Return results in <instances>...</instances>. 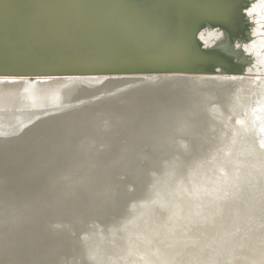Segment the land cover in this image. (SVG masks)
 Here are the masks:
<instances>
[{
	"label": "rangeland",
	"instance_id": "rangeland-1",
	"mask_svg": "<svg viewBox=\"0 0 264 264\" xmlns=\"http://www.w3.org/2000/svg\"><path fill=\"white\" fill-rule=\"evenodd\" d=\"M215 1L170 0L165 16L174 23L180 16L181 8L185 6L191 9L192 13L184 19L183 28L193 26L199 30L206 25L197 33L203 47L223 48L227 43L226 29L220 25H211L212 18L207 17L206 11L198 12L201 5L207 6L208 10L213 6L224 7L223 2L214 4ZM243 3V30L247 32L249 40L253 33L252 27L257 23L254 22L251 27L252 21L247 17V10L251 7L250 1L244 0ZM208 13L211 17L221 18L220 22L224 20L239 29L237 19L232 15L225 19L226 9L216 8ZM259 24L264 26V21ZM239 42L240 39H235L233 46ZM246 69L247 67H244V74L247 73ZM173 73L179 72L145 75L151 77L156 74L158 78H149V81H155L154 85L159 79ZM182 74L212 76L222 80L226 78L224 73ZM257 74L258 71H254L249 76H259ZM109 75L124 76L135 73L72 77ZM67 77L69 76L62 78ZM52 78L61 77L34 80L29 78L27 81L49 82ZM0 79L3 80V77ZM201 84L203 83H199L197 87L193 86L194 88L187 87L195 93L191 91L192 94L186 95L185 99L172 93L160 96L153 94L151 97L137 99L138 101L136 98L129 97L130 100L125 97L126 93L123 92L140 87L141 81L119 83L109 88L97 87L94 91L69 97L55 95L45 99H21L11 102L0 96V264H140L139 259L153 258L148 256V253L159 258L167 256L169 261L203 258L199 264H212V258L221 255L230 257L232 253L236 254L235 249L241 250L242 253L248 252L247 247L236 243L260 238V231L264 228V165L251 168L255 162L264 161V87L251 90L248 84L239 86L219 81L211 85L213 88L206 89L199 87ZM181 94L184 95L183 92L176 95ZM236 94L244 97H241L242 105L234 107L233 103L237 101L238 96ZM178 98L182 100L181 104L174 105L177 101L175 99ZM111 99H115V107L107 105ZM183 102L192 104L184 107ZM186 108L197 111L187 113ZM163 110H185L186 113L164 114L161 112ZM176 116L194 118L197 122L192 125L194 127L185 128L183 131L175 127L170 128L173 126L170 124H167L169 128L165 130L154 128L167 125L151 123L155 118L173 119ZM116 118L136 121H115ZM245 123L243 129L237 128ZM93 125L97 128L94 129ZM105 125H108V128ZM46 132H52L53 135ZM64 141L68 144L63 143ZM44 142L46 144H42ZM78 142H81V145ZM92 145L96 151H93ZM39 150L91 153L79 155L80 157L34 154ZM128 151L145 154L118 153ZM241 151H247L249 154L241 155ZM93 152H96L95 155ZM232 153L234 157L242 159L234 164V168L232 166L227 169L225 164L233 157ZM73 160L74 162L70 163ZM197 166L200 167L197 169ZM172 167H176L175 175L168 179L167 174ZM195 169L197 170L194 171ZM68 170L71 173L67 172ZM81 171L85 175H82ZM247 171L250 172L247 179L232 187L221 189L224 197L217 202L218 205L215 204V195L210 197L205 193L200 199V209L196 213L193 212L192 189L197 186V176H203L204 180H213L219 174L225 176L237 172L241 178ZM172 179L182 181L190 192L177 197L176 192H179L181 186L179 184L174 189L175 182L170 184ZM61 181L63 185L60 184ZM167 185L171 187L170 191H167L163 203L159 204V195ZM52 199L57 201L53 202ZM222 210L231 211L234 216L216 215ZM245 210L257 212L244 220L237 219L244 215L237 213ZM207 217L215 218L203 223ZM225 227L229 230L223 234V238H219L220 231ZM132 230L137 231V234L130 239L128 233ZM181 234L182 242L175 245ZM98 235L107 238V247H104L100 254H90L89 248ZM209 242L224 245L201 247ZM128 243L133 248L131 253L124 251ZM145 243H149L150 249L165 247V252H142L140 248L145 246ZM189 250H193L194 254L189 253ZM137 251L139 253H136ZM260 264H264L263 259Z\"/></svg>",
	"mask_w": 264,
	"mask_h": 264
},
{
	"label": "bare ground",
	"instance_id": "bare-ground-1",
	"mask_svg": "<svg viewBox=\"0 0 264 264\" xmlns=\"http://www.w3.org/2000/svg\"><path fill=\"white\" fill-rule=\"evenodd\" d=\"M126 1L130 2L132 4H137V6H141V7L147 6L148 9H150V6L153 7L154 5L160 4L162 2V1H155V0H126ZM249 1H250L251 7L247 10V17L249 18L250 22L252 21L251 27L253 26L254 22L257 23V24H255L254 27H252V30H253L252 32L253 33H252V37L250 36L249 40H247V38H248L247 32L245 33V30H243L244 27H245V23L243 21L244 16L241 13V8H242V6L244 4L243 3L244 0L243 1L242 0H216L214 2V4H218L220 2H223L222 4L224 5V7H222V6L214 7L213 6L211 9L208 10L207 6L201 5V6H199V11L198 12L206 11L207 14H208V17L212 18L211 25H220L224 29H226L225 31H226V36H227V43H226V45L223 48L207 49V48L203 47L202 42L200 41L197 33L203 27H205L206 25L202 26L199 30H198L197 27L188 28V30H195V32L193 34V37L189 40V42H187V45L186 46H182V47H179V46L175 45V37L178 36V34L174 30H181L182 29V21H183V19L185 18V16L187 14H191L192 13L191 9H189V8L185 9L184 8V10H183L184 13L183 14H185V15L181 16L180 19L174 24L170 23L169 20L166 19L163 16V14H157L156 13L155 16H152L151 18H149L152 12H150V10H147L146 13H148L147 14L148 16H145L144 19L148 20L150 22V23L148 22V24H151V28L150 29H152V24H154L156 26H159V27H162L161 30H164L162 32L163 36L160 37V40H157V43H153L155 46L152 45L148 49L144 48V46H143V48H140L138 46V50L134 51V53H132V51H130V50H127L126 53H124V58L125 59L129 58L130 55L133 54L137 59H142V60L154 59L155 62L164 60L161 63H154L153 62V63L144 64L143 66L134 65L133 68L134 67L135 68H152V69H158V70H160V69H163V70H166V69H179V70H181L180 72L188 73V72L196 71L195 69H197V65L199 63H201V62L206 63L207 59L205 57L203 58V56L201 54H198V50H204L208 54H210L211 57H216V58H220V59H222L224 61H228L226 63H223L220 66H217L215 68V70L213 71V73H214L213 75H216V74L218 75V74H222V73L226 74V78H224V80H222L220 78H215V77H212V76H202V75L182 74V73L170 74L169 76H166V77L161 78L158 81H156L157 83L154 84V85H153V81L154 80L153 81H149V78H151V77L152 78H158L156 76V74L152 75L151 77L149 75H145V74L124 75V76H110L109 75V76H83V77H67V78H62L61 77V78H52V79H50L49 82H47V81H43V82L42 81H38L37 83H28L27 80H29V78L16 80V81L14 79H17V78H14V79L11 78L13 80H9L8 78H6V79L3 78V80L0 79V96L3 99H5L7 101H11V102H15V101H18V100H21V99H24V100L25 99L26 100H31V99L35 100V99H38V98L45 99L46 97L48 98L50 96H55V95L56 96H68L69 97V96H72V95H75V94H78V93H87V92L94 91L97 87L109 88V87H115V86L119 85V83H134V82H138V81H141L142 85L140 87H138V88H135V90H128V91L123 92V93H126L125 97H127V98L132 97V98H136V100H137V99H143L145 97H151L153 94L154 95L159 94V96H160L161 94L163 95L164 93H172L176 97H178V96L179 97H184L183 99H185L187 97L186 95L192 94L191 91H193V93H195L194 90H192L191 88H187V87H193V86L197 87V85L199 83H203L199 87H203V88L208 89L209 87H212L211 85H213L214 82H219V81H226V82L231 83L233 85L234 84H238L239 86L248 84V86H249V88L251 90L252 89L255 90L256 88L264 87V28H263L264 26H263V24H259L260 21H264V0H249ZM163 3H165V1H163ZM211 3H213V1H211ZM216 8L226 9L227 17L225 19L229 18L230 15H232V17L234 19H237L236 23L239 24V29H235L233 24H230V23L228 24V22H225L224 20H223V22H220L219 19H221V18L211 17L208 12L211 13V11L213 9H216ZM161 12H163V11H161ZM217 21L219 23H217ZM196 30H198V31H196ZM68 39L69 38H67V41L65 43L60 44L59 46H61V47L64 46L65 47L67 45V42L69 41ZM235 39H240V42L238 43V45H236L234 47L233 43H234ZM192 42L194 43V47L190 46V44H192ZM54 51L55 50H50L48 52L49 56H47L46 53H44V54H42L44 56H42L41 58L36 57L35 59H32L30 61V64L28 63V66H30V65L32 66V65L38 64L40 62H42V64H43L44 62H46L49 59V57L51 58V55H54ZM167 59H171L170 61L173 60L172 62H174V63H172V64L166 63L165 60H167ZM131 64H134V63H131ZM201 64H203V63H201ZM244 67H247V69H246L247 73L246 74H244ZM254 71L255 72L258 71L259 74H257V75H259V76H255V77L249 76V74L253 73ZM233 75H237V76H233ZM31 79L34 80V79H37V78H31ZM182 92L184 93V95L183 94L176 95L177 93L180 94ZM236 95H238V96H236L237 101L233 103L234 107L240 106L243 103V101H242L243 99L242 98L244 96L243 95H239V94H236ZM180 99H182V98H180ZM126 100H128V99H126ZM175 100H177L178 102L176 101L174 105H180L181 104L180 101H182V100H179V98L175 99ZM123 101L125 103V100H123ZM127 103H128V101H127ZM182 104L184 105L185 103L183 102ZM187 104H189V102H187ZM187 104H185L184 107L185 106H189L192 103L189 104V105H187ZM107 105L110 106V107L111 106L115 107L114 106V105H116L115 99L109 100V104H107ZM125 105H127V104H125ZM126 108H128V107H126ZM186 110H187L186 111L187 113L188 112L189 113H194L195 111H197V110H191V109H188V108H186ZM113 111H111V112H113ZM129 112H131V111H129ZM161 112L164 113V114L165 113L167 114L169 112H177V113L181 112L182 114L186 113L185 110H183V112H182V110H174V111L163 110ZM177 113H175V114H177ZM106 114L108 115L107 112H106ZM110 114H112V113H110ZM124 114H126V113H124ZM100 115H99V117H100ZM104 115L105 114H103V116ZM125 116H123V117H125ZM109 117L111 118V116H109ZM100 118H103V117H100ZM47 121H49V120H47ZM64 121H66V120H64ZM67 121L69 122L70 120H67ZM102 121H100V122H102ZM107 121H108V119H107ZM107 121H106V123L108 124ZM112 121H113V118H112ZM115 121L131 122V121H136V120H134V119L133 120L132 119H126V118L125 119L116 118ZM93 122H94V120H93ZM104 122H105V120H104ZM196 122H197V120L194 119V118L181 117V116H176V118H173V119H170V118H155L154 120L151 121L152 124L153 123H155V124H160L161 123V124H166V125L167 124L173 125L170 128H174L175 127L177 130H180V131H183V129H185V128L190 129L191 126L195 125ZM93 124H95V122ZM96 125H99V124H96ZM100 125H102V124H100ZM245 125H246V123L245 124H240V126H237V128L243 129L245 127ZM192 127H194V126H192ZM93 128L96 129L97 127L94 126ZM154 128H160V129L165 130L166 128H169V126L168 125L167 126L160 125V126H155ZM50 129H53V128H50ZM100 129H101V126H100ZM100 129H98V130H100ZM46 133H49V135H53V134H51L52 132H46ZM46 133H43V134L46 135ZM119 133H120V131H119ZM101 134L102 133H99V135H101ZM48 137H50V136H48ZM87 137H89V136H87ZM91 139H93V138H91ZM96 139H97V137H96ZM82 141H84V140H82ZM97 141H98V139H97ZM63 143L68 144L65 141ZM76 143H77V141H76ZM78 143H80L79 145H81V142H78ZM98 143H100V142H98ZM42 144H46V142H44ZM230 144H231V142H230ZM96 145H95V142H94V146H96ZM86 146H88V144ZM94 146H93V151H96V149L94 150ZM77 147H78V144H77ZM102 147H105V146H102ZM90 148H92V147H90ZM107 148H108V146H107ZM91 151H90V153H91ZM90 153H82V151L81 152H79V151H75L74 152V151H69V150H67V151H65V150H61V151L51 150V151H48V152H44V151H40L39 150V151L35 152L34 154H47V155H55V156L56 155H59V156L78 155L79 156V155H90ZM95 153H94V155H95ZM118 153L120 155L145 154V153H142V152H130V151H128V152H118ZM118 153H116V154H118ZM218 153H221V152H218ZM247 154H249V152L241 151V155H247ZM217 155H219V154H217ZM232 156L233 157H231L229 159V161L225 164V168H227V169L231 168L232 166L234 168V164L235 163H239L241 161V159H242V158L234 157L233 153H232ZM58 159H62V158H55V160H58ZM214 161L215 160H211V162H214ZM72 162H74V160L71 161L70 163H72ZM86 162H88V161H86ZM84 165H86V164H84ZM89 165L91 166V164H89ZM260 165L263 166L264 165V161L255 162L254 165H252L251 168H254V167H257V166H260ZM66 167H68V165ZM199 167L200 166H197V169ZM80 168L82 169V167H80ZM72 169H74V168L72 167ZM197 169H195L194 171H196ZM237 169H238V166H236V170ZM86 170H88V169L86 168ZM251 170L252 169H250V171ZM82 171H84V170H82ZM82 171H81L82 175H85V174H83L84 172H82ZM175 171H176V167L175 168L172 167L170 169L169 173L167 174V178L168 179H169V177L172 178L175 175ZM65 172H66V170H65ZM67 172L71 173V171H69V170ZM79 172H77V173H79ZM64 173H62V174H64ZM249 174H250V172L247 171L244 175L241 176V178L239 176V173H237V172L236 173L232 172L231 174L225 175V176L219 174L215 179L213 178V180H208V179L204 180L203 176H197V181H196L197 182V186H196L195 189H192V192L194 193L193 194L194 195V199H193V201H194L193 202V205H194L193 210L194 211L193 212L196 213L200 209V206H201L200 205V203H201L200 199L202 198V195H204L205 193H208L210 195V197L215 195V197L217 199L215 204L218 205L217 202H220L221 199H223V197H224L223 193L221 192L222 191L221 189L223 187H232V186H234L236 183L241 182V180L247 179L249 177ZM78 175L79 174H77V176ZM78 177H81V176H78ZM69 179H71V178L69 177ZM81 179H83V178H81ZM73 180H75V179H73ZM173 182H175L174 189H176L179 184L181 186L179 192H176L177 193V197L184 196L185 194L190 192V190L187 188L186 185H184L182 183V181H178V179H176V181H175L174 179H172L170 184H172ZM52 183L54 184L55 182H52ZM60 184H62V181H61ZM70 184H71V182H70ZM54 186L57 187L56 185H54ZM73 187H72V189H73ZM165 187L166 188L159 195V200H158L159 204L163 203V201L165 200L164 198H165V195H166L167 191H170L169 188H171L169 185H167ZM47 188H48V185H47ZM64 189H66V187ZM58 190L60 191V189H58ZM69 190L70 189H68V191ZM35 192H37L36 189H35ZM32 193H34V192H32ZM54 193H56V192H54ZM64 193L65 192H63V194ZM46 194H47V192H46ZM70 194H71V192H70ZM56 195H58V194H56ZM55 200L57 201V199H55ZM52 201H53V199H52ZM56 201H53V202H56ZM41 205H39V206L42 207ZM54 205L56 206V204H54ZM46 209H47V206H46ZM35 211H36V209H35ZM256 212L257 211H250V210H245L242 213L238 212L237 213L238 215H243V214L244 215L242 217H240V218L238 217L237 219L244 220L248 216L256 215ZM217 214L229 215V217H230V215L234 216V214L231 211H223V210L220 213L217 212L216 215ZM214 218L215 217L204 218L203 223L208 221V219L213 221ZM24 221H25V219H24ZM0 224H2V223H0ZM55 229H57V228H55ZM227 230H229V228H226V227L223 228L220 231L218 237L219 238H223V234ZM136 234H137V231L132 230V231H130L128 233V237L130 239H132V238L135 237ZM182 240H183V234H181V238H179L177 240L178 242H175V245H178L180 242H182ZM106 242H107V238L106 237L98 235L95 238V240L93 241L92 245L90 246L89 253L90 254H92V253H94V254L95 253L96 254L102 253L104 251V247H107ZM213 245H215V244H213L212 242L211 243L209 242V243L202 244L201 247H207V246H213ZM223 245L224 244H222V243H218L215 246L216 247H222ZM236 245H239V246H242V247L243 246L247 247L248 248V252L242 253L241 250L235 249L234 250V252H236L235 255H234V253H232V256H230V257L228 255H226V256L221 255L220 257L212 258L211 263L212 264H260L261 259H263V263H264V228L261 229V231H260V238H254L253 240L246 241V242L239 241V243H236ZM132 249H133L132 246L128 243L127 247L124 248V251L127 253V252H130ZM165 249H166L165 247H163L162 249H156V248L155 249H150L149 243H145V246L142 245V247L140 248V251H142V252L154 251L156 253H164ZM174 252H176V251H174ZM136 253H139V252L137 251ZM189 253H193V250H189ZM238 254H240L241 256H239ZM127 256L128 255H126V257ZM143 256H147V255H143ZM148 256H153V258L144 257V258H142V260L139 259L140 260V264H147V262H149V264H173L175 262H184L185 264H199V263H201L203 261L202 260L203 258L199 259V258H195V257L192 258V259L191 258L190 259L185 258V259H180V260L172 259L171 261H169L166 258L167 256L164 257V258H159V257H155L153 254H149V253H148ZM126 260L127 259H125L124 262H126Z\"/></svg>",
	"mask_w": 264,
	"mask_h": 264
},
{
	"label": "water",
	"instance_id": "water-1",
	"mask_svg": "<svg viewBox=\"0 0 264 264\" xmlns=\"http://www.w3.org/2000/svg\"><path fill=\"white\" fill-rule=\"evenodd\" d=\"M155 1L162 2L148 9L126 0H0V77L185 73L179 69L133 68L164 60H142L133 54L124 58L127 50L134 53L138 46L148 49L163 36L162 27L152 24L150 29L151 24L144 18L150 10L149 18L157 13L169 20L165 12L170 0ZM184 8L187 9L185 6L180 9L177 21L185 15ZM184 19L182 29L174 30L178 34L175 45L179 47L186 46L195 32L183 28ZM67 38V45L59 46ZM190 46L194 47V43ZM50 50H55L54 55L46 62L28 66L32 59L41 58L44 53L49 56ZM198 54L207 59L206 63H199L196 71L188 73H213L217 66L228 62L211 57L204 50H198ZM170 60L165 62L174 63Z\"/></svg>",
	"mask_w": 264,
	"mask_h": 264
}]
</instances>
